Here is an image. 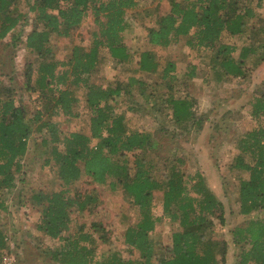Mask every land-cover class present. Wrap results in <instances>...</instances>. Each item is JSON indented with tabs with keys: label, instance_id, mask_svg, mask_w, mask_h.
Here are the masks:
<instances>
[{
	"label": "trees",
	"instance_id": "trees-1",
	"mask_svg": "<svg viewBox=\"0 0 264 264\" xmlns=\"http://www.w3.org/2000/svg\"><path fill=\"white\" fill-rule=\"evenodd\" d=\"M20 1L33 16V29L23 47L37 59L34 80L32 66L27 64L24 87L37 93L41 109L28 118L23 106L10 96L9 88L6 98L0 88V215L9 214L5 196L13 190H18L19 203H25L23 163L34 131L43 136L35 144L43 159L42 168L53 170L60 183L58 191L31 186L28 197L39 208L36 231L59 244L46 251L54 264H226L227 244L217 240L213 230L214 220L221 226L225 224L226 212L204 174L195 169L185 178L172 167L157 180L153 171L158 145L153 134L130 128L126 112L137 110L133 105L126 112L117 111L124 88L144 87V82L136 78L138 73L160 74L161 80L169 84L168 95H150L147 99L153 101V106L159 104L170 111V116L166 115L173 125L185 129L195 124L196 102L171 95L177 83L172 62L161 66L156 52L147 50L140 53L136 70L129 68L134 56L124 41L133 23L126 15L135 9L138 0H0V42L23 18L17 10ZM262 1L167 0V13L159 14L148 30V44L167 48L186 37V46L208 67L206 83L246 77L264 60V25L254 22ZM88 17L95 25L90 45L73 46L65 61L54 59L49 48L51 36L69 38ZM248 32L256 39L241 47L235 57L236 46L222 42V36H244ZM102 52L127 69L125 81L105 87L90 82L103 62ZM187 68V78H194L196 65ZM78 91H83L89 112L88 131L65 134L52 117H76L74 108L81 102ZM246 108L250 120L259 125L244 133L238 141V153L226 164L238 214L249 216L243 227H235L232 232L239 257L234 264H264V94L252 95ZM83 178L104 191L120 190L136 207L138 216L133 224L126 223V213H119L125 223L121 233L129 257L113 247L110 233L100 223L91 222L89 230L81 225L76 233L68 234L73 210L89 213L101 203L97 189L71 192V187ZM155 191L162 193L161 216L152 213ZM159 217L176 226L171 247L163 250L150 238L160 223ZM7 236L0 226V255L8 248ZM97 242L108 249L97 254Z\"/></svg>",
	"mask_w": 264,
	"mask_h": 264
},
{
	"label": "rangeland",
	"instance_id": "rangeland-1",
	"mask_svg": "<svg viewBox=\"0 0 264 264\" xmlns=\"http://www.w3.org/2000/svg\"><path fill=\"white\" fill-rule=\"evenodd\" d=\"M262 3V7L256 10L258 20L254 22L257 26L264 25V0ZM17 10L23 18L20 19L17 27L0 42V88L5 98L6 88H9L10 96L23 106L27 117L31 119L41 109L37 93H32L24 87L27 64L32 66V80L36 76L34 72L36 56L25 51L23 47L26 35L33 29V16L28 12L23 1L17 4ZM167 11V0H138L135 9L127 12V20L133 23L131 31L125 34L124 41L134 56V63L130 64L129 68L136 70L140 53L147 50L156 52L161 66L166 62H172L176 66L177 83L172 86L171 95L174 98L188 97L196 102L194 106L195 124L185 129L173 125L166 115V113L169 115L170 111H164L159 104L153 106V101L147 99L150 95H164L163 97L168 95L166 85L169 84L167 80H161L160 74L138 73L136 78L144 82V87L124 88L126 90L119 104L120 109L117 111L126 112V109L133 105L137 110L126 112L130 128L153 134V141L158 145L155 151L157 159L153 171V176L157 180H161L163 173L172 167L183 173L185 178L195 169H199L204 174L208 187L222 202L226 212L223 226L214 220V234L217 240L225 241L227 244L226 264H234L239 257L238 249L232 242V232L235 227H243L249 220V216L238 214L233 180L226 172V164L238 153V141L244 133L259 125L250 120L246 104L252 95L264 94V60L246 77L231 79L219 84L212 81L206 83L210 75L208 67L202 60L200 61L199 54H195L186 46V37H182L176 45L167 48L153 47L148 44V30L154 25L155 18ZM93 31H95V25L88 17L69 38L52 35L49 48L54 59L67 60L73 46L88 47ZM253 39H256V36L248 32L244 36L234 37L224 34L221 40L236 46L237 52L234 55L237 57L236 54L240 48L248 46ZM101 55L105 56L103 62L91 75L90 82L105 87L108 84L114 85L119 80L125 81L129 75V72L125 71L127 69L121 68L108 56L107 52H102ZM189 64L196 65L195 77L192 79L187 78V65ZM247 64L249 65V59L246 61ZM78 95L81 102L74 108L76 117L68 120L62 116L52 117L60 131L65 134L70 131L83 133L88 131L89 112L83 101V91H78ZM30 137L29 151L23 163L25 176L22 201L25 203H19L18 190H13L5 196L9 214L0 215V226L8 233V248L0 255V259L6 254L14 259L15 264H54L46 251L56 249L59 244L36 231L35 224L39 218V208L34 207L32 202L28 201V197L31 186L42 190L58 191L60 183L53 170L51 171L48 167L42 168L43 159L39 158V151L35 149V144L39 143L43 136L33 131ZM129 158L131 162L132 157ZM87 180L83 178L76 182L71 187V192L74 194L76 192L89 193L92 189H97L100 191L101 203L89 213L73 210L70 214L73 222L68 234L76 233L81 225L88 229L91 222L100 223L108 234L110 233L113 247L122 251L123 257H129L121 233L125 223L119 213L120 211L126 213L128 217L126 223L133 224L138 216L136 207L123 197L120 190L112 193L108 190L104 191L101 187L89 185ZM161 204L162 193L155 191L152 208L155 216H161ZM159 218H161L160 223L150 238L163 250L171 247V236L176 226L167 219ZM95 237H98V232ZM94 246L98 248L97 254L108 249V246L101 242H97Z\"/></svg>",
	"mask_w": 264,
	"mask_h": 264
},
{
	"label": "built area",
	"instance_id": "built-area-1",
	"mask_svg": "<svg viewBox=\"0 0 264 264\" xmlns=\"http://www.w3.org/2000/svg\"><path fill=\"white\" fill-rule=\"evenodd\" d=\"M0 264H15L14 259L4 254L0 259Z\"/></svg>",
	"mask_w": 264,
	"mask_h": 264
}]
</instances>
